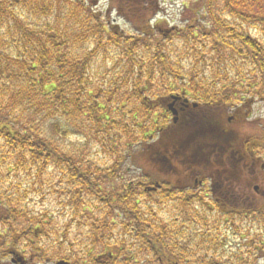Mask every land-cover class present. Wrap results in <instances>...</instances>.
<instances>
[{
	"label": "trees",
	"instance_id": "trees-1",
	"mask_svg": "<svg viewBox=\"0 0 264 264\" xmlns=\"http://www.w3.org/2000/svg\"><path fill=\"white\" fill-rule=\"evenodd\" d=\"M125 1L132 25L118 31L110 25V18L96 9L94 0H0V224L9 225L11 231L5 230L14 235L17 245H33L29 249L40 257H46L47 251L37 249L40 239L35 231L27 236V231L33 227L45 238L52 233L51 244L58 251L50 256L53 260H66L61 257L64 247L74 245L68 231L72 234L75 228L81 232L89 223L92 231L88 237L106 250L90 260L92 264H257L264 257V188L253 196L256 202L236 200L230 180L236 168L229 166L227 159L211 161L206 154L202 158L217 169L213 207L234 228L242 240L235 245H245V251L235 248L226 254V249L218 251L209 237L185 236L191 231L182 229L183 223L169 226L160 220L159 212L150 207L141 210L137 196L151 193L146 188L156 182L161 184L157 190L160 200H169L176 192L168 177L160 179L156 170V162H167L164 151L174 148L171 140L162 145L157 141L163 135L171 137V128L178 125L171 123L163 106L168 95L185 92L200 106L238 109L249 93L264 100V0H186L183 22L176 33L150 24L158 0ZM180 45L191 67L179 64ZM108 63L115 74L103 86L106 75L102 67ZM213 67L216 76L210 79L205 72ZM114 113L128 118L115 120ZM78 122L93 124L102 152L122 156L112 160L113 167L100 169L88 158V137H83L84 147L79 150L55 142L56 134L66 135ZM193 122L196 120L184 126L190 128ZM192 128L187 134L190 139L199 132L198 126ZM113 129H117L115 134ZM130 129L137 134H131ZM121 137L128 141H121L117 151L108 145ZM251 138L246 148H251L254 156H264L262 138L255 146ZM218 144L217 151H222L223 145ZM133 157L144 158L152 170L144 167L136 180L105 189L106 182L122 180L120 165ZM49 163L59 165L56 183ZM129 163L137 171L142 168L135 160ZM167 169L169 174L176 170L182 174L179 169ZM252 175L248 187L257 182ZM36 193L41 194L40 200L51 195L68 207L70 220L62 229L49 231V212L34 211L30 206L29 195ZM194 198L172 197L182 204L175 206L183 216L198 224L193 203L200 199ZM234 214L238 218L232 217ZM23 218L28 226L17 232ZM247 218L258 231L240 227L237 219ZM83 236L86 242V234ZM0 241V253L4 254L8 241L2 233ZM223 246L221 240L218 247ZM195 248L211 251L197 255ZM71 249L70 262L84 264L85 253L79 256Z\"/></svg>",
	"mask_w": 264,
	"mask_h": 264
},
{
	"label": "rangeland",
	"instance_id": "rangeland-1",
	"mask_svg": "<svg viewBox=\"0 0 264 264\" xmlns=\"http://www.w3.org/2000/svg\"><path fill=\"white\" fill-rule=\"evenodd\" d=\"M185 1L186 0H158V6L156 7V10L149 17L150 24L154 25L158 30L165 29L167 31L174 29L173 33H176L175 31H177V27H179L183 22L182 12L185 8L184 3H187ZM94 2L95 7L97 6L96 9L100 10L103 16L110 18L109 23L114 27V29L121 31L122 29L127 30L131 27L132 23L128 16V4L125 0H111L112 3L107 0H94ZM263 37L264 36H262L261 39H263ZM178 52L179 64L181 66L191 67V60L188 56H186L183 46H179ZM102 71H104L106 75V78H104L103 82V86H105L108 80L107 78H109L113 73L111 70V64L108 63L107 65H103ZM114 72H116V70ZM205 73H208L209 78L213 79V77L216 76L215 67L206 70ZM163 106L166 107L167 104L165 103ZM239 108L240 109L236 107L229 108L219 105H210L208 107H204L198 104L197 107H192L191 105L186 113V118H188V120L194 118L196 122H193L190 128L182 125V122L178 123L177 127L171 128L173 129L170 134L171 137L168 138L163 135V137L161 139L159 138L157 141L159 145L167 143L170 140L171 143L174 144V148L170 147L164 151V153H166L164 159L166 157L165 161L167 162L159 164L156 162V165L158 166L156 170L161 173L159 178L165 179L168 177L172 186H175L174 189H176V192H173L171 195L173 198L181 197L184 199V201H188L191 195L195 196L194 199H200L193 203V206L198 211L199 217L195 216L196 222L198 224L193 222L192 217L183 216V214L175 206L182 204L177 203V200H173L172 197L169 200L162 201L159 199V192L157 191H148L151 193L146 194H136V196L138 195L137 198L141 203V210H145L146 207H150L153 212H159L160 220L162 222H166L169 226L172 225L175 227H180V224L183 223V227L181 228H186L191 231L189 234L185 233V236L192 234L197 239L204 236L207 238L209 237L210 239L214 240V243L213 241L212 243L217 247V250L221 251L222 248H225L226 254L235 248H240L242 251H245V245H235V242H242V240L240 239L239 235L233 231L234 228L230 224L226 223V218H224V215L221 212L216 211L213 207L214 203L211 202V199H213L214 202L217 201V197L215 196V193L217 192L214 193L212 191L214 183L213 178L217 169L213 164H209L210 162H207L206 165V162L203 161L202 158L206 157V154L208 156L207 158L211 159V161L213 160L221 162L223 159H227L229 166L233 165V168H236L235 171L237 172L232 174L230 178V180H232L231 192H236V196H238V199L236 200L244 199L247 200L245 203H250V199H253L252 202H256L257 198L253 196L260 193V191L264 188V156H254L252 152H250L251 148H246V143L249 142L251 137V139L255 140L256 142V144H253V146L259 145L258 142L261 138L263 141L260 144L264 143V100L249 93L247 95V100L245 99L244 102L239 104ZM156 109L157 108H155V110ZM112 116L115 118V120H125L128 118L127 115L121 117L119 113H114ZM106 121H104V123ZM187 122L188 121L185 123ZM171 123L175 124L177 122L171 121ZM92 125L93 124L90 122H83L82 124L78 122V124L71 128L70 132H68L66 135L61 136L56 134L55 142H57L59 145H67L68 148L71 146H77V150H79L84 147L85 141L83 140V137H88L90 138L88 142L89 144L86 145L88 158L93 160L100 169L103 168L104 170L108 166L113 167L112 160L121 159L122 156L117 155L112 157V155L105 154L101 151L100 145L98 143L99 141L94 137V129ZM192 126H198L199 132L197 133L198 135H195L190 139L187 134L190 131H194ZM102 128L107 127L104 126ZM116 131L117 129H113L112 134H115ZM109 132L110 129L108 128V134ZM130 133L137 134V131L130 129ZM131 140L132 137L130 138V141ZM121 141L124 144V142L128 141V138L121 137L120 140H111L108 142V145L117 151ZM2 142L3 141H0L1 145ZM218 143L223 145L222 151L219 150V148L217 151L216 146L219 145ZM137 149L138 148H136V150ZM140 150L144 149L140 148ZM203 151L204 154L202 153ZM261 152L264 153V148H262ZM233 154L236 155V157H234ZM228 156H231L233 159L229 161ZM131 160L137 161L138 164L141 163L140 165H142V168H140V171L134 169L132 164L129 163ZM145 161L146 160L142 157H133L127 161L128 163L123 162L121 165L119 164L121 167L119 168L120 173L123 175L122 180H117L116 182L112 183L111 181L106 182L104 184V188L107 190H114V187L120 185L122 182L136 180L144 167L148 171H151L152 168L147 166ZM237 161H241V163ZM119 165L117 167H119ZM159 167L162 169V171L159 169ZM168 167L174 170L179 169L182 171V174H179L177 170L176 172L169 174L167 169ZM49 170L52 177L55 176L53 182L56 183V181H58V172L60 171L59 165H53L49 163ZM252 174L256 176L254 179H256L257 182L254 185L252 184V181L248 187V180L253 179L252 177H249V175ZM201 175L207 179V184H204L203 186L199 185L198 181H195L196 183L194 182V178H201ZM222 179H226V185H228L227 177L222 175ZM48 181L52 183L50 180ZM190 184L192 185L190 186ZM234 186H236V188H234ZM40 195V193H36L35 195L31 196L29 195L30 206L34 207V211H48L51 220L48 219L46 222H50L52 224L50 225L51 228L49 231L57 232V230L62 229L65 223L70 220V216L68 215V207L63 206V204L60 203V200H55L51 195L46 194L44 195V199L40 200ZM200 202L204 203L203 206L199 204ZM205 202H208V204ZM187 207L190 206L188 205ZM93 211L94 215H98L97 210ZM232 217L238 218V215L234 214ZM117 220L121 221L120 218ZM242 220L237 219L238 223L241 224V228L246 230H252L255 228L254 230L258 231V226L253 223L251 219L247 218L243 221ZM27 226L28 221L26 218H23L17 227V232L23 231ZM5 228L6 230L11 231L9 225L6 227L0 224V233H3ZM32 228L31 231H27V236H31L30 232L32 233V231H35L37 237L40 239L37 249L39 247L40 250L45 249L47 251L46 257H40L38 253L35 252L36 260L34 259V261L39 262V264H44L45 258L49 259L50 256L52 257V255H54L53 251H55V254H57L58 251L54 250V246L51 244L52 233H49L48 237L45 238L40 235L37 229L34 230ZM91 231L92 229L89 227V223H87L82 228L81 232L76 231L75 228L72 229V234H70L68 231V239L74 244L72 247L73 250H75V253H77V255L79 254V256L84 255L83 253H85V255L88 257L84 261V264H92V262L90 263V260L93 261V259L97 258V256L106 254V250L105 248L103 249V245L97 244V242L92 241L88 237V233H91ZM201 232H205L206 234L202 235ZM83 234H86L87 236L86 242L84 241L86 238L83 236ZM200 234L201 236H199ZM221 240L223 241L224 246L218 247L219 243H221ZM25 244H27V247H25L27 251L34 252L29 249V247H32L33 245H29L26 242ZM50 245H52V247H50ZM85 246H88L87 251L83 250ZM0 247L2 248L1 241ZM72 247H64L61 255V257L66 258L70 264H72L70 262L72 259L68 257L69 251L72 250ZM194 250L196 251L197 255H201L205 251H211V249L206 250L204 248L202 250L195 248ZM143 257L146 258L147 255ZM50 259L53 260V258ZM5 260L6 258H4V256L1 254L0 261L5 262ZM99 261L104 262V260ZM192 262L193 264H198L196 261ZM257 264H264V257L258 259Z\"/></svg>",
	"mask_w": 264,
	"mask_h": 264
},
{
	"label": "flooded vegetation",
	"instance_id": "flooded-vegetation-1",
	"mask_svg": "<svg viewBox=\"0 0 264 264\" xmlns=\"http://www.w3.org/2000/svg\"><path fill=\"white\" fill-rule=\"evenodd\" d=\"M196 107L197 105H193L190 100L184 99L182 97L180 100H177L174 102V108L177 109V123H183V125H186V121H193L194 118H191L188 120L186 118V113L189 109V107ZM154 152V151H153ZM199 183V185H204L207 184V179L206 177L202 176L201 178L195 177L194 182ZM195 182V183H196ZM158 184V183H154ZM159 185V184H158ZM161 184L159 186L156 185V189H154L153 192H156L160 188ZM10 231V230H9ZM2 234H4L6 240L8 241L6 244V247L4 249V258H6L5 262L0 261V264H39V262L34 261L36 258L35 252H29L25 247H27V244L25 242L21 243L20 245H17V242H15L14 235L8 231H4ZM1 254V253H0ZM28 255V256H27ZM36 260V259H35ZM59 259L56 260H46L44 261V264H59L58 261ZM70 264V263H69Z\"/></svg>",
	"mask_w": 264,
	"mask_h": 264
},
{
	"label": "water",
	"instance_id": "water-1",
	"mask_svg": "<svg viewBox=\"0 0 264 264\" xmlns=\"http://www.w3.org/2000/svg\"><path fill=\"white\" fill-rule=\"evenodd\" d=\"M171 97H172L173 100H176V99L178 98L177 95H172ZM168 108H169V110L171 111V113H172V115H173V121L175 122V121H176V118H177V117H176L177 111H176L175 108L172 107V104H169V105H168ZM153 188H154V187H152V189H153ZM255 188H256V187H255ZM149 189H151V188H149ZM58 263H59V264H68V262H66V261H64V260H60Z\"/></svg>",
	"mask_w": 264,
	"mask_h": 264
}]
</instances>
